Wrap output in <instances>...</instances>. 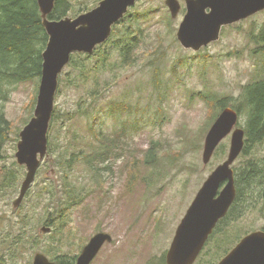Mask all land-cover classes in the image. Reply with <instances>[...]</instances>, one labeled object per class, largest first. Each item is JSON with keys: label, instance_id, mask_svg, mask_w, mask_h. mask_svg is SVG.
<instances>
[{"label": "rangeland", "instance_id": "374dc122", "mask_svg": "<svg viewBox=\"0 0 264 264\" xmlns=\"http://www.w3.org/2000/svg\"><path fill=\"white\" fill-rule=\"evenodd\" d=\"M100 1L63 0L61 19H74ZM164 1L139 0L124 22L115 26V33L122 34L131 22L133 31L139 33L134 63L123 66L118 52L102 45L100 50L109 56L108 62L89 65L96 67L97 75L101 73L95 97L91 93L96 83L78 78L74 65L64 68L47 133L50 150L18 208L12 203L18 197L25 169L16 165L14 155L19 133L33 116L39 81L9 88L7 99L1 102L11 130L0 160V188L6 171L19 170L20 174L12 187L0 190V264H32L36 253L50 261L55 256L76 258L100 232L109 234L112 242L103 246L91 264H165L177 226L203 182L226 160L229 150L230 135L203 165L204 138L220 111L210 123L215 110L201 95L229 100L227 107L239 114L237 127L245 130L243 88L264 79L263 45L252 40L264 22V11L223 27L218 41L193 52L176 40L185 15L182 0H178L176 19H171ZM116 39L115 35L112 42ZM109 63L115 67L110 68ZM114 104L119 106L116 112ZM85 111V115L78 114ZM67 114L72 117L67 118ZM91 130L103 135L111 154L104 162L95 161V175L82 163L73 167L67 182L74 185L76 198L82 200L62 210L69 190L66 183L62 186L59 163L80 142L84 144L82 152L89 155L90 146L98 145ZM112 140L116 144H111ZM249 162L260 168L244 188L241 204L220 223L223 233L217 231L208 239L206 248L212 251L204 247L194 264H217L223 258L214 255L219 253L216 244L223 234H227L226 242L221 245L232 249L248 233L264 229V178L259 174L264 171V140L235 160L231 167L235 181L244 180L243 170ZM49 183L55 195L51 200L38 199L39 190ZM23 221L25 226H21ZM42 227L50 228V232L43 233ZM18 234L21 240L16 238ZM48 248L54 252L47 253Z\"/></svg>", "mask_w": 264, "mask_h": 264}, {"label": "water", "instance_id": "95a60500", "mask_svg": "<svg viewBox=\"0 0 264 264\" xmlns=\"http://www.w3.org/2000/svg\"><path fill=\"white\" fill-rule=\"evenodd\" d=\"M42 26L48 37L42 53V68L33 116L19 133L14 155L18 166L25 168L18 197V208L34 182L41 162L48 156V129L58 89V78L73 54H87L105 43L115 25L138 0H101L94 9L78 17L49 20L55 0H36ZM185 15L176 31V40L185 50L198 52L220 38L223 27L241 22L264 11V0H183ZM171 19L180 11L178 0H165ZM238 113L225 107L209 128L203 144L202 163L207 165L220 143L230 135L226 160L218 165L195 195L177 226L165 264H194L209 236L225 218L235 197L234 171L231 168L242 153L245 131L237 127ZM43 233L50 228L42 227ZM112 242L107 233L93 235L83 246L74 264H91L105 244ZM32 264H55L36 253ZM217 264H264V231H254L239 242Z\"/></svg>", "mask_w": 264, "mask_h": 264}, {"label": "trees", "instance_id": "16d2710c", "mask_svg": "<svg viewBox=\"0 0 264 264\" xmlns=\"http://www.w3.org/2000/svg\"><path fill=\"white\" fill-rule=\"evenodd\" d=\"M56 8L59 10L53 11L52 15L49 17L51 20H57L63 16L64 5L62 4V0H58ZM127 14H125L119 21H123ZM41 21V15L36 0H0V160L2 158L3 148L8 141V133L11 130L10 123L5 118L1 102L7 99L10 87L19 83H25L36 79L39 81L40 79L42 53L46 47L48 39ZM133 30L134 29L132 28L131 22L129 23L128 27L123 30L122 34L120 31H116L117 33H115L114 26L111 37L105 44H103L108 45L110 49H114L118 52L120 56V62L123 66H131L134 63L132 57L133 51L135 50L140 39L139 33ZM115 35L118 39L112 42V38ZM254 38L263 45L261 50L264 54V22L259 33L256 36H252V40ZM101 46L102 45L98 46L90 55L73 54L70 63L67 65L69 67L74 65L76 68H78V78L82 79L83 81L92 80L93 83H96L94 84L95 91L91 93L92 97H95L96 91L99 88V76H101V73L97 75L96 67L89 68V65L93 64L95 66L98 64L103 66V64L109 60V56L106 54V52L100 50ZM75 57L77 58L76 60L74 59ZM109 67L113 68L115 67V64L109 63ZM201 96L204 102L206 104H210L212 109L215 110V113H212V116L209 120L211 123L216 117L217 111H221L228 106L229 100L223 97L217 98L209 95L208 93L202 94ZM241 96L247 117L246 127L244 130L245 144L242 151V153L245 154L251 149L252 145L261 143L264 140V79H260L256 82L246 85L243 88V93ZM114 105V112H116L119 109V106L116 104ZM110 111L113 112L111 108ZM241 112L242 110L240 111V114ZM86 113L87 111L78 114L85 115ZM65 116L67 118L72 117V115L69 114ZM90 132L98 145L90 146L88 149L89 155L82 152V145L84 144L80 142L79 147H75L74 145V148H71L67 153L69 155L67 159L63 163H59L60 170H62L61 172L63 173L61 177L62 186L64 185V187H66L67 185L69 190L68 198L66 201H64L62 210L73 208L79 205L82 200L81 198H76L77 192H75L73 189L74 185L67 182L73 167L79 163H82L84 166H87L90 171H94L95 175V169L93 168L95 161L104 162L107 154H111L109 152L112 151V148L105 144L103 135L100 137V134H97L92 130ZM72 140L75 143L76 134H73ZM110 143L116 144L113 140ZM48 148L50 150L49 146ZM150 152L151 149L147 150L146 153L149 155ZM257 168L260 167L249 162L246 165V168L243 170L245 173L243 176L244 180L238 181L237 179L235 181V187L237 188L235 201L226 217L217 224L212 235L209 237V240H211L212 236L217 231L219 233L221 232L219 228L220 223L231 216V211L237 204H241L243 193H245L244 188L249 187V185L252 183L255 173H257ZM18 174H20L19 170H8L2 174L1 188L12 187L11 184L16 182ZM259 174L264 178V171ZM262 184L264 185V183ZM54 195V187L51 183L46 185L44 188H41L37 193L38 199L46 197L51 200L50 198H52ZM36 204L41 205L38 202ZM45 208L47 209L48 207ZM65 214L63 215L65 216ZM21 226H25L24 221ZM221 233H223V231ZM226 235L227 234H223L222 239L216 244V250L219 253H215L214 255L219 254L220 258L227 255L229 250H231V248H226L225 246L221 245L222 242H226ZM16 238L21 240V234H18ZM207 246L208 245L206 244L205 248ZM205 248L203 250H205ZM209 250L211 249L209 248L207 251L206 248L207 252H209ZM46 252L52 254L54 251L52 248H48L46 249ZM202 252L204 253V251ZM199 257L201 258V254ZM75 260L76 258H71L68 256H55V259H53L55 264H74ZM211 264L215 263L212 262Z\"/></svg>", "mask_w": 264, "mask_h": 264}, {"label": "flooded vegetation", "instance_id": "af4514ba", "mask_svg": "<svg viewBox=\"0 0 264 264\" xmlns=\"http://www.w3.org/2000/svg\"><path fill=\"white\" fill-rule=\"evenodd\" d=\"M63 1V0H62ZM57 2H58V0H55L54 1V5H53V9H52V12L48 15V19L49 20H51L49 17L52 15V13H53V11L54 10H57V8H56V4H57ZM182 2H183V0H182ZM62 4H63V2H62ZM64 5V4H63ZM184 8H185V5H184V2H183V10H184ZM59 10V9H58ZM57 10V11H58ZM61 18H59V19H57V20H60ZM57 20H53V21H57ZM122 22H124V21H118L116 24H115V26H117V25H119V24H121ZM47 159V157L44 159V160H46ZM43 160V161H44ZM43 163V162H42ZM235 184V183H234ZM235 190H236V195H237V188L235 187ZM236 198V197H235ZM235 201V200H234ZM234 203V202H233ZM233 205V204H232Z\"/></svg>", "mask_w": 264, "mask_h": 264}]
</instances>
